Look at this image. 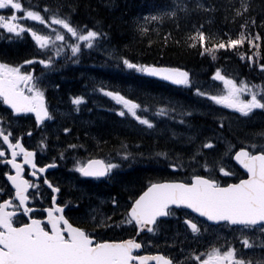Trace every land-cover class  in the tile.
<instances>
[{"label":"trees","instance_id":"16d2710c","mask_svg":"<svg viewBox=\"0 0 264 264\" xmlns=\"http://www.w3.org/2000/svg\"><path fill=\"white\" fill-rule=\"evenodd\" d=\"M21 1L28 6L24 7L40 11L45 17L55 13L78 29L101 33L97 41L102 43V50L82 47L73 56L68 49L63 58L51 62L50 79L54 88L49 90L48 96L54 121L49 127L56 126L59 130L55 135L56 144L61 141L66 146L76 145V154L85 158L101 157L107 162L112 152L124 149L126 144L144 145L140 153L145 151L154 161L163 162L161 153L164 152H169L172 158L183 155L186 161L192 157L186 130H191L189 134L195 137V159L196 152L202 151L201 138L208 133L212 137L215 133L227 134L228 130L231 139L239 141L247 135L262 133V129L250 131L254 123L252 117H258L257 113L252 117L226 114L206 96L197 95L196 88L216 94L222 86L213 78L217 69L230 79L245 80L264 88V70L260 68V64H264V0H243L247 4L246 11L241 9L242 0ZM238 9L241 15L236 14ZM173 11L175 15L170 14ZM152 16L160 18L152 20ZM241 25H246L243 29L246 33L260 34L262 39L254 42L259 48L245 42L202 55L199 45L190 46L189 37L198 29L206 36L215 37L212 43H219L221 39L237 38ZM60 31L66 32L62 28ZM1 42L5 54L15 51L19 58L28 57L23 47L14 44L9 46L13 50L8 52L4 38ZM68 42H72L70 37ZM39 55L35 49L30 52V56ZM248 56L253 60L249 61ZM121 57L133 63L184 68L190 74V86L177 89L149 79L141 72L126 68ZM101 87L118 91L140 104L142 107L137 113L149 118L154 127L140 124L127 111L120 116V105L100 91ZM75 96L84 98L79 106L71 102ZM161 109L166 114L159 115ZM259 117L264 120L263 115ZM64 128L69 132L65 133ZM143 130L153 131L147 132L145 144L144 137L140 139ZM141 182L140 174L124 177L119 184L120 194L139 188Z\"/></svg>","mask_w":264,"mask_h":264},{"label":"snow or ice","instance_id":"6c2138e0","mask_svg":"<svg viewBox=\"0 0 264 264\" xmlns=\"http://www.w3.org/2000/svg\"><path fill=\"white\" fill-rule=\"evenodd\" d=\"M0 9H8L11 13L9 16L0 15V28L8 33L20 35L27 31L41 49L47 48L50 44L54 45L56 41L64 42L57 48L56 55H60L64 46H67L75 56L82 47H93L96 39L101 36V33L92 29L74 27L67 18H61L55 13L46 19L40 11L24 8L21 0H0ZM241 9L247 10V4L243 0ZM21 10L23 17H18L17 12ZM44 11L48 12L47 7ZM170 14L175 15V12ZM236 14L241 15V10H236ZM159 18L158 16L151 17L152 20ZM21 19L36 21L49 28L52 25H58L66 32L51 28V32L54 33L53 40L51 34H40L31 27H25L19 23ZM245 27L246 25H241L242 30L237 38L229 37L227 41L221 39L219 43H212L215 37L211 34L206 36L204 31L198 29L189 37L190 46L199 45L203 49L202 55L205 52L213 53L214 50L226 47L234 48L245 42L250 47L259 48L260 45L254 42L262 39L260 34L253 36L251 33H246L243 31ZM141 30L147 31V29ZM69 37L71 43L68 42ZM121 59L128 69L160 77L176 85H190L191 83L189 73L181 68L158 67L133 63L123 57ZM247 59L252 61L253 57L248 56ZM25 63H32V61H25ZM39 63L48 67L51 64V58L41 59ZM260 68L264 70V64H260ZM213 78L223 83V90L220 93L212 95L196 88V94L206 96L216 105L234 109L243 116L249 115L254 109L264 110V88L249 85L245 81H240L238 84L235 80L222 75L219 69L216 70ZM100 91L115 100L117 104L122 105L127 114L134 117L140 124L147 128L154 127L149 118L137 113V110L142 107L140 104L126 98L118 91H107L103 87ZM245 93L248 97L246 99L244 98ZM83 99L82 96H75L71 102L79 106ZM0 100L14 114L33 113L37 125L52 119L45 103L44 91L39 86L37 78L31 72L21 71L19 66L0 63ZM118 114L124 116L126 113L121 110ZM158 114L166 113L161 109ZM2 119L0 117V120ZM64 132L68 133L69 129L64 128ZM28 135L31 136V132ZM0 141H2L0 162L6 166L10 165L11 169L15 170L14 174L3 173L15 192L14 196L9 193L8 199L0 200V264H149L150 261H154L155 264H173L169 256L160 253L138 254L137 250H141L143 244L136 238L96 239L87 229L74 226L63 215L64 208L56 202V193L60 189L53 186L47 178L43 179V184L51 189L52 204L42 209L47 213L46 217L43 220L37 219L36 210L29 207L28 202L40 195L39 186L37 182L24 178L23 165H29L33 169L31 172L33 177L37 176V171L43 173L45 168L55 167V165H45L37 170V165L33 160L34 152L26 149L20 138L13 137L11 131L6 132L2 127H0ZM41 143L43 144V141ZM3 145H6L7 149ZM69 147L76 148L77 146L69 145ZM202 147L211 149L213 144L209 141ZM228 151H232L231 146ZM8 153H10V158ZM127 155L124 153V158H127ZM19 156L23 157L22 163L17 161ZM61 158H63V153H61ZM232 158L244 169L246 178H240L236 183H227L223 186L215 178L199 174H193L189 181L173 180L150 183L138 196L130 197L132 202L121 223L132 225L138 236L145 230L147 233H154L159 218L172 216L176 209L183 207L197 213L199 217H205L208 221L226 222L228 225L241 226L242 229L249 230L258 228L264 234V144L251 143L240 147ZM193 160H195V155ZM117 167L119 165L95 158H89L86 161L76 160L74 163L75 171L84 177H104ZM170 167H175V165H170ZM203 167L205 171L210 170L207 162ZM219 172L225 176L233 175L222 165L219 166ZM30 188L36 191L30 193ZM3 191L4 189H0V192ZM112 203L115 205L117 201L113 199ZM18 214L27 217L26 222H19ZM184 223L194 234L200 231L193 219L186 218ZM119 226L117 224V227ZM241 244L245 249L252 247L247 236H244ZM192 259L196 260L197 264H251V261H245L239 257L237 250L231 245H228L226 250L211 247L203 254L193 255Z\"/></svg>","mask_w":264,"mask_h":264},{"label":"flooded vegetation","instance_id":"af4514ba","mask_svg":"<svg viewBox=\"0 0 264 264\" xmlns=\"http://www.w3.org/2000/svg\"><path fill=\"white\" fill-rule=\"evenodd\" d=\"M2 10L0 9V11ZM7 36L0 33V45L2 44L1 39ZM15 41H17L16 46L23 47L28 51V57L19 58L15 51L5 54L6 49L0 47V63L19 66L21 71L31 72L40 83V77L46 73V67L39 63L43 58L30 56V52L34 49L39 50L40 47L36 45L31 34L28 33L24 34L22 42ZM4 44L8 46V52L13 50L9 49V46L14 45V43L9 44L5 41ZM25 61H32V63H25ZM39 86L44 91L45 99L47 98L48 103H50L46 82L43 85L39 84ZM0 117L3 118L0 120V127L4 128L6 132L11 131L13 137L21 139V143L26 149L34 152L33 160L37 165V170L45 165H55V167L45 168L43 173L37 171L35 177L31 175L33 169L29 165H23L24 172L22 175L24 178L37 182L39 186L40 195L28 202V206L36 210L35 217L37 219L43 220L47 213L43 212L42 209L50 207L52 204L51 189L43 184V179L47 178L53 186L60 189L56 193V202L64 208L63 215L65 218L74 226L87 229L96 239L136 238L143 244V248L137 250L138 254L152 255L160 253L169 256L173 260V264H197V261L192 259L193 255L203 254L211 247L226 250L227 246L231 245L237 250V255L245 261H251V264H257V262L264 264V234L258 228L249 230L242 229L241 226L228 225L226 222L208 221L205 217H199L197 213L183 207L176 209L175 214L172 216L159 218L154 233H147L145 230L138 236L132 225L121 223L132 202L130 197L135 198L138 196L150 183L173 180L189 181L193 174H199L215 178L223 186L227 183H236L240 178H246V173L234 162L233 156L225 160V165L222 164V161L219 162V166L222 165L226 171L233 173L229 176H225L219 172V168L214 167L216 159L213 160V158L219 159L224 155L229 145L234 148L236 142H241V147L251 143H264V140H260L264 137V135H261L264 133L263 129L262 133L255 136L247 135L243 141L231 139L228 130L226 131L227 134L219 133L221 135L219 139L221 142L220 147L216 139L211 138L209 141L213 144V148L201 147L208 151L201 162L193 160L195 137L191 133L189 134L191 130H186L188 132L187 143L192 148V157L187 161L179 160V155L172 158L169 152H164L163 157H161L163 162L154 161V157H148L145 151L140 153V149L144 150V145L130 146L126 144L124 149L112 152L109 157L110 161L108 162L117 164L119 167L114 168L107 176L97 178L84 177L75 171L74 163L76 160L86 161L89 158L76 154L73 148H70L69 145H63L64 143L61 141L56 144L55 135L59 132L56 126H54L55 129H49V123L46 121L37 125L33 113L14 114L7 105L3 104L2 100H0ZM258 126L263 127L264 123L259 122L256 118L252 128L258 132L261 130ZM230 129L232 130V128ZM29 132H31V136L28 135ZM147 132L153 133L150 130L141 132L140 139L144 137V144ZM0 144H2V141H0ZM3 147L7 149L6 145H3ZM61 153H63V158H61ZM124 153L128 154L127 158H124ZM8 157L10 158V153H8ZM17 161L22 163L23 157H17ZM205 162L209 165V171L203 169ZM170 165H175V167H170ZM196 167H202V170L196 172ZM4 172L14 174L15 170L11 169L10 165L6 166L0 162V189H4L3 192H0V200L8 199L9 193L14 196L15 192L11 183L7 181V177L3 175ZM137 174L142 175V182L138 190L134 188L130 192L120 194L119 184L124 180V177ZM35 191V189H29L30 193ZM113 199L117 201L115 205L112 203ZM17 218L19 222H26L27 220V217L19 214ZM186 218L193 219L197 223L200 229L198 233L194 234L185 225L184 220ZM117 224L120 226L117 227ZM244 236L249 238L252 247L245 249L242 246L241 240ZM149 264H155V262L150 261Z\"/></svg>","mask_w":264,"mask_h":264},{"label":"rangeland","instance_id":"374dc122","mask_svg":"<svg viewBox=\"0 0 264 264\" xmlns=\"http://www.w3.org/2000/svg\"><path fill=\"white\" fill-rule=\"evenodd\" d=\"M22 3V2H21ZM22 5L23 6H26V5H24L23 3H22ZM26 7H28V6H26ZM26 7H24V8H26ZM33 10V9H32ZM35 11H37V10H35ZM11 13L9 12V10L8 9H3L2 11H0V15H4V16H9ZM41 15H43L42 13H41ZM17 16L18 17H23V11L21 10V11H18L17 12ZM61 17V16H60ZM46 19H47V17H45ZM19 23H21V24H23L25 27H31V28H33V30H35V31H37V32H39L40 34H51L52 35V37H53V40H54V33H52L51 32V28H55V29H57V30H61V27L60 26H58V25H52L51 26V28H49V27H46L45 25H42V24H40L39 22H36V21H31V20H27V19H21V20H19ZM49 23H50V21H49ZM66 31V30H65ZM0 33L1 34H3V35H9V36H11V37H15V38H23L24 37V34L25 33H28L27 31H25V32H23V33H21L20 35H16V34H14V33H8L5 29H3V28H0ZM28 34H30V33H28ZM98 39V38H97ZM97 39H96V41L94 42V45H93V47L92 48H94V49H100V50H102V48H101V42H99V41H97ZM64 42H60V41H56L55 42V44L53 45V44H50L47 48H45V49H41L40 51H45V53H46V58L47 59H49V58H51V60L53 59V60H58V59H61V58H63L66 54H67V50L69 49L67 46H64V49H63V51L61 52V54L60 55H56L55 53H56V50H57V48L58 47H60L62 44H63ZM52 74V72H46V75L44 76V75H42L41 77H40V79H41V82L39 83L40 85H43V83L44 82H46V87L47 86H50L51 85V79L49 78V76ZM45 77H46V79H45ZM238 84H239V81H236ZM187 86H189V85H185V87H187ZM222 86H223V83H222ZM223 90V87L222 88H219V89H217V91H216V94H218V93H220L221 91ZM246 96H247V94L245 93L244 94V98L246 99ZM120 105V104H119ZM220 108H221V110L222 111H224L226 114H230V112H231V109H229V110H224L222 107V105H218ZM120 108H121V110H124L125 112H126V109H123V106L122 105H120ZM255 110V109H254ZM52 120H53V118H52ZM53 129H55V128H53ZM213 133H214V130L212 131ZM218 135H219V133H215V135L214 136H212V137H218ZM221 135H219V137H220ZM180 145V144H179ZM231 145H229V147H230ZM232 147V146H231ZM227 148V147H226ZM232 150H233V147H232ZM184 152V151H183ZM225 157H227V156H225Z\"/></svg>","mask_w":264,"mask_h":264},{"label":"water","instance_id":"95a60500","mask_svg":"<svg viewBox=\"0 0 264 264\" xmlns=\"http://www.w3.org/2000/svg\"><path fill=\"white\" fill-rule=\"evenodd\" d=\"M154 66H158L159 67V65H154ZM165 67H171V66H165ZM182 70H184V71H187V70H185V69H182ZM146 76H148L149 78H151V79H156V80H160V81H163V82H165V83H168V84H170V85H172V86H174V87H180V86H182V85H176V84H173L171 81H166V80H163L162 78H160V77H154V76H150V75H148V74H146V73H144ZM45 103H46V106H47V101H45ZM47 108H48V106H47ZM49 110V109H48ZM50 113V112H49ZM21 114H24V113H18V115H21ZM45 121H48V120H45ZM236 162V161H235ZM239 166V165H238ZM244 170V169H243Z\"/></svg>","mask_w":264,"mask_h":264},{"label":"bare ground","instance_id":"6f19581e","mask_svg":"<svg viewBox=\"0 0 264 264\" xmlns=\"http://www.w3.org/2000/svg\"><path fill=\"white\" fill-rule=\"evenodd\" d=\"M56 107H57V106H56ZM250 131H251V132H256V129L252 128V129H250ZM189 147H190V145H189ZM183 151H185V150L183 149ZM182 156H183V155L179 156V160L182 159L183 161H185V160L183 159ZM190 158H191V157L189 156V159H190ZM189 159H187V160H189ZM187 160H186V161H187ZM133 190H134V189H133ZM137 190H138V188H137Z\"/></svg>","mask_w":264,"mask_h":264}]
</instances>
